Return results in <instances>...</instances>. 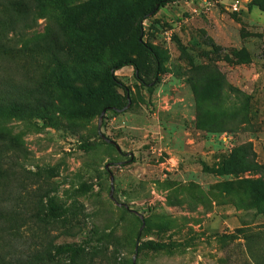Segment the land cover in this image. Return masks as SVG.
Segmentation results:
<instances>
[{
  "label": "rangeland",
  "instance_id": "obj_1",
  "mask_svg": "<svg viewBox=\"0 0 264 264\" xmlns=\"http://www.w3.org/2000/svg\"><path fill=\"white\" fill-rule=\"evenodd\" d=\"M146 1L45 0L24 12L14 0L19 28L0 53V85L31 83L53 105L0 116V141L17 146L0 200L21 207L50 190L77 205L74 235L56 225L47 236L110 233L101 264H132L150 239L162 245L141 250L137 264H254L240 228L264 223L249 183L260 174L253 162H264V0H174L145 19L161 74L144 86L133 67L116 71L131 104L108 109L99 127L104 103L124 94L108 84L111 64H148L136 30ZM37 233L24 236L35 243Z\"/></svg>",
  "mask_w": 264,
  "mask_h": 264
},
{
  "label": "trees",
  "instance_id": "obj_2",
  "mask_svg": "<svg viewBox=\"0 0 264 264\" xmlns=\"http://www.w3.org/2000/svg\"><path fill=\"white\" fill-rule=\"evenodd\" d=\"M34 1L45 0H18V5L24 12H29L31 2ZM172 1L174 0H147L141 5L136 23L137 44L146 55L148 64L141 65L137 58L133 57L115 60L108 69L107 81L115 91L116 87L123 88L124 94H118L111 102H105L103 109L120 111L128 104V93L131 94V88L116 74V71L123 67H133L135 78L144 86L158 80L162 71V59L155 47L144 40V21ZM0 5L3 6V13L0 14V53L6 54L9 49V36L19 28L15 16L16 2L10 0L0 2ZM104 6L105 4L100 2L96 4V10L100 11L101 7L105 10ZM34 87L31 83H19L14 80L1 84L0 116L41 115L46 107L52 106L53 102L48 93ZM16 147L14 144L9 145L6 141H0V177L7 173L9 167L5 165L14 157L13 153L16 152L13 151ZM242 149L246 152L249 150L247 145L242 146ZM253 163L259 168L260 174L249 180L252 196L258 203L264 204V162ZM29 197L21 207L8 206L6 201L0 200V264H101L107 255L106 241L110 233L91 229L81 240L57 242L56 239L47 236L48 228L59 225L65 228V233L74 235L71 230L80 224V209L77 205L63 203L57 194L50 190L29 194ZM262 212L264 213V209ZM240 229L243 231V239L254 264H264V223ZM34 230L41 233H37L40 240L35 243L29 240L33 239L35 233L28 238L24 236V233ZM25 238L26 241L20 244L19 240ZM161 245L155 240H144L138 247L137 255L143 249L158 248ZM109 264L121 262L115 260L109 261Z\"/></svg>",
  "mask_w": 264,
  "mask_h": 264
},
{
  "label": "water",
  "instance_id": "obj_3",
  "mask_svg": "<svg viewBox=\"0 0 264 264\" xmlns=\"http://www.w3.org/2000/svg\"><path fill=\"white\" fill-rule=\"evenodd\" d=\"M131 104V99H130V94L128 93V104L123 107L121 110H126ZM107 109L104 108L102 110V113H101V116H100V122H99V127L101 126V123H102V120H103V116L104 114L106 113ZM100 135L102 136V138L107 141L108 143H111V144H114L115 147L117 148V150H121V147L120 145L112 138L108 137L107 135H105L104 133L100 132ZM106 168H109V164H106ZM110 180H111V192H110V196L113 197V190H114V175L111 173L110 174ZM118 205H123L122 203H118ZM127 206V205H125ZM138 213V212H136ZM141 220H142V226H141V230L144 228L145 226V218H144V215L141 214V213H138ZM137 250L138 248H136V252L135 254L133 255V264H137Z\"/></svg>",
  "mask_w": 264,
  "mask_h": 264
}]
</instances>
